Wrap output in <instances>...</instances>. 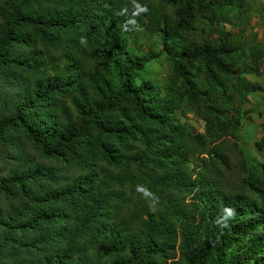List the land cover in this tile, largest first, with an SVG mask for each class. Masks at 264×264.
I'll return each mask as SVG.
<instances>
[{"label":"trees","instance_id":"obj_1","mask_svg":"<svg viewBox=\"0 0 264 264\" xmlns=\"http://www.w3.org/2000/svg\"><path fill=\"white\" fill-rule=\"evenodd\" d=\"M150 1L109 0L106 7L101 0H0V101L5 107L0 139L15 140V146L17 134L26 132L45 156L67 163L70 173L23 161L0 178L1 193L11 202L8 210L0 209V227L6 231L0 234V257L7 264H233L224 260L237 236V230H229L251 196L245 188L221 196L213 181H202L195 190L185 160L207 154L215 162L226 161L224 140L215 142L230 129L198 94L192 66L201 63L212 80L218 73L241 80L224 61L228 42L183 47L171 80L180 83L207 128L194 134L171 121L180 104L167 102L154 84L136 81L135 72L152 57L128 64L118 43L119 32L142 23L137 12L149 16ZM158 1L175 9V19L165 18L163 27L150 18L151 29L163 33L165 51L168 42L193 31L198 19L218 18L215 0ZM116 7L122 10L116 13ZM112 13L115 28L106 33ZM53 50L77 65L72 74L42 72L40 59ZM207 139L215 143L211 150ZM257 145L264 148V136ZM262 169L261 178L249 184L258 192H263L264 162ZM257 227L243 225L238 234ZM18 230L27 234L18 243L28 257L13 250ZM263 251V241L249 244L243 260Z\"/></svg>","mask_w":264,"mask_h":264},{"label":"rangeland","instance_id":"obj_2","mask_svg":"<svg viewBox=\"0 0 264 264\" xmlns=\"http://www.w3.org/2000/svg\"><path fill=\"white\" fill-rule=\"evenodd\" d=\"M101 1L106 7L110 6L109 0ZM209 1L205 0L206 3ZM149 4L145 8L149 16L146 17L138 12L136 14L141 24L118 33V43L123 48L121 56L125 57L128 64L136 58L152 57L135 72L136 81L138 83L148 81L154 84L159 88V95L168 99L167 102L180 104L170 115V120L178 122L177 124L183 125L194 134L205 133L207 122L204 116L190 105L180 83H172L173 62L185 46L204 42L213 46L221 42L229 43V51L224 61L235 74L239 75L241 84H238L235 78L221 73H218L216 80H212L201 63H195L190 69L198 94L218 112L223 120L230 123L226 136L215 142L224 140L221 148L226 161L215 162L207 154H190L185 160V166L196 183L195 190L200 187L202 181L207 184L212 181L216 183V190L224 197L230 194L235 196L239 192L242 193V189L245 188L243 190L251 196L250 202L246 204L247 209L241 211L229 230L230 232L237 230V236L229 252L224 255V260L228 263L233 261V264H264V251L254 260L248 262L243 260L249 244L255 246L260 241L264 242V187L263 192H258L257 189H251L249 185L256 178H261L264 162V148L260 149L257 145L264 136L262 128L264 122V0H215L212 8L218 16L217 20L210 22L205 18L198 19L193 31L186 32L178 41L168 42L167 51L163 47V33L151 29L150 18L155 19L163 27L165 18L175 19V9L161 5L158 0H151ZM121 10L119 7L115 8L116 13ZM109 15L107 25L104 27L106 33L115 28L113 24L116 15L114 13ZM99 46L101 47L102 44ZM51 54L52 56L43 55L40 59L39 66L44 74L53 77L72 74L77 65L70 58L54 50ZM121 68L120 64L114 67L117 76ZM4 109L0 101V115ZM17 140L14 146L15 140L0 139L1 179L23 161H28L33 166L56 165L65 174H70L67 163L45 156L28 138L26 132H19ZM215 143L207 139V149L211 150ZM134 144L144 147L141 142ZM213 170L216 171L215 174L212 173ZM206 186L204 192L208 191L209 185ZM1 191L2 189H0V209L6 211L11 202L2 195ZM127 193L130 195L128 201L133 204V195L129 190ZM194 195L195 192L188 195L186 201H191ZM199 195L201 196L202 193ZM140 196L143 198L142 194ZM144 201L152 203L149 199ZM249 223H256L259 228L247 234H238L240 228ZM3 232H6L5 229L0 227V234ZM24 235L27 234L20 230L13 232L12 236L15 238L13 250H16L21 257H28L29 252H26L18 243ZM7 254L12 255V252ZM235 255L239 256L235 257ZM178 257L179 254H177ZM19 261L21 262V259ZM0 264H7V262L0 257Z\"/></svg>","mask_w":264,"mask_h":264},{"label":"clouds","instance_id":"obj_3","mask_svg":"<svg viewBox=\"0 0 264 264\" xmlns=\"http://www.w3.org/2000/svg\"><path fill=\"white\" fill-rule=\"evenodd\" d=\"M81 42L83 43V38H82ZM232 215H233V217L235 216L234 210H232ZM224 226H226V225H224Z\"/></svg>","mask_w":264,"mask_h":264}]
</instances>
